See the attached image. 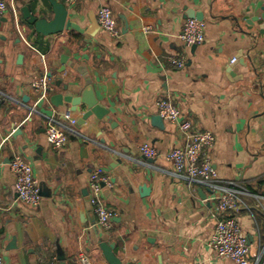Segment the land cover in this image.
Listing matches in <instances>:
<instances>
[{
	"label": "crops",
	"instance_id": "obj_1",
	"mask_svg": "<svg viewBox=\"0 0 264 264\" xmlns=\"http://www.w3.org/2000/svg\"><path fill=\"white\" fill-rule=\"evenodd\" d=\"M58 1L84 30L90 15L107 4L121 34L114 39L101 28L93 36L73 29L37 34L24 9L51 19L49 1L6 0L0 24L3 264H49L58 260V248L63 264H82L81 254L89 264H109L102 242L114 244L125 264H237L208 247L221 190L177 174L165 158L184 140L175 124L154 120L163 98L172 100L193 130L213 132L208 155L217 183L234 182L243 190L233 214L248 237L250 264H264V0ZM187 7L205 14L203 44L187 46L179 38ZM181 54L185 66H172L168 58ZM238 55L244 64L231 62ZM43 77L50 84L62 81L41 94L33 83ZM88 82L112 123L92 115L69 134L65 147H51L45 137L49 122L68 125L83 114L66 102L53 105L51 96L75 95L63 86L75 91ZM146 142L160 152L156 159L142 155ZM15 153L32 165L43 191L36 207L18 199L10 169ZM96 169L112 182L103 194L114 213L110 229L97 224L88 202Z\"/></svg>",
	"mask_w": 264,
	"mask_h": 264
},
{
	"label": "built area",
	"instance_id": "obj_2",
	"mask_svg": "<svg viewBox=\"0 0 264 264\" xmlns=\"http://www.w3.org/2000/svg\"><path fill=\"white\" fill-rule=\"evenodd\" d=\"M6 10V0H0V24ZM96 18L100 28L108 36L114 39L120 37V28L111 8L107 4H103L98 8ZM205 27L204 20L188 18L183 24L179 38L187 46L203 44L205 42ZM144 30L151 32L149 26H145ZM168 60L176 68H183L186 62L183 54L172 55ZM235 61L236 58L231 60L232 63ZM33 87L39 93L45 94L52 86L49 80L43 77L36 80ZM4 100L3 94L0 93V103ZM158 115L163 120L175 124L184 140L182 147L174 148L165 154V158L172 164L175 172L177 174L185 173L188 180L198 181L210 188L221 190L215 196L218 204L211 213L215 226L208 241V247L218 258H229L237 264H250L248 237L238 217L233 214L240 199L239 194L244 192L234 182L224 187L217 183V171L208 155L215 142L213 132L193 130L191 121L170 98L159 100ZM70 133H77L76 119L70 120L68 125L58 120H51L45 129L46 141L55 149H61L67 145ZM140 151L149 160L156 159L160 155V152L147 142L142 144ZM10 169L15 177L18 199L32 206H38L41 201V187L35 178L32 165L20 153H15L10 161ZM88 187L90 192L88 202L95 214L97 224L104 229H110L114 213L105 204L103 196L105 188L112 187L110 177L101 169H96L89 176ZM79 261L82 264H89V258L86 254H81ZM3 262L4 259L0 252V264H3ZM49 264L61 263L58 260H53Z\"/></svg>",
	"mask_w": 264,
	"mask_h": 264
},
{
	"label": "water",
	"instance_id": "obj_3",
	"mask_svg": "<svg viewBox=\"0 0 264 264\" xmlns=\"http://www.w3.org/2000/svg\"><path fill=\"white\" fill-rule=\"evenodd\" d=\"M51 6V10L53 12V17L48 19L47 17H38L36 15L31 14L27 8L24 9V18L27 23L33 26L35 32L37 34H42L45 36L53 35L61 33L65 30H77L81 33H86L88 35H95L97 29L100 28L96 15L92 13L90 15L91 26L89 29H82L76 22L73 21L74 13L69 12L67 5L58 0H48ZM186 10V18H195L198 20H204L205 14L202 11H197L193 8H185ZM63 62H65L63 60ZM236 62L244 64L241 55L236 56ZM65 70V65L60 68V72ZM51 77V74H48ZM61 79L58 78L51 82L52 86H60ZM65 91L75 92V95L72 94H63L57 93L51 96V103L55 106H59L63 103H69L72 106L73 111H82V117L77 120V126L84 123L90 116L95 115L97 118L105 121H109L112 123L108 116V109L104 108L100 103V100L95 96L93 91V86L90 82L84 88L73 91V86L68 84L63 86ZM50 93V89L47 90ZM2 103H0V108ZM161 120L162 118L158 115L154 117V120ZM145 192L148 191V188L143 187ZM43 194V191H41ZM101 250L103 252L104 257L108 261L109 264H125L114 252V244H106L101 243ZM58 260L63 264L64 263V255L61 248H58Z\"/></svg>",
	"mask_w": 264,
	"mask_h": 264
}]
</instances>
